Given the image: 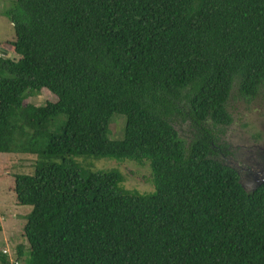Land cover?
I'll return each instance as SVG.
<instances>
[{
	"label": "trees",
	"instance_id": "1",
	"mask_svg": "<svg viewBox=\"0 0 264 264\" xmlns=\"http://www.w3.org/2000/svg\"><path fill=\"white\" fill-rule=\"evenodd\" d=\"M13 2L0 154L62 160L15 177L29 264H264V186L247 191L215 155L234 89L264 96V0ZM44 90L55 100L27 103ZM76 156L150 162L156 193L82 178Z\"/></svg>",
	"mask_w": 264,
	"mask_h": 264
},
{
	"label": "rangeland",
	"instance_id": "2",
	"mask_svg": "<svg viewBox=\"0 0 264 264\" xmlns=\"http://www.w3.org/2000/svg\"><path fill=\"white\" fill-rule=\"evenodd\" d=\"M14 0H0V52L7 42L15 40V30L11 19L6 12L13 5ZM2 54V53H1ZM4 55V54H3ZM11 59H19L17 55H8ZM55 97L44 90L39 95L30 97L27 103L44 105L48 101H54ZM264 96L248 101L234 89L228 110L233 118V124L228 127L222 136V144L240 146L235 153L240 154L243 145H249L258 134V126L264 125ZM126 118L115 115L110 126L109 139L113 141L124 138ZM182 134L185 135L184 131ZM238 155L234 159H238ZM72 165L86 178L91 173L115 172L122 180L118 187L125 191L137 192L141 195H153L156 189L151 182L150 162L143 165L130 160H116L112 158H97L92 156L73 157ZM40 163L62 164L61 159L44 158L24 154H0V251L9 250L11 264L17 258L19 264H29L30 250L23 238L24 226L27 216L31 213V206L17 204L15 195V177L17 175H33ZM25 248L22 259L18 256V246Z\"/></svg>",
	"mask_w": 264,
	"mask_h": 264
},
{
	"label": "flooded vegetation",
	"instance_id": "3",
	"mask_svg": "<svg viewBox=\"0 0 264 264\" xmlns=\"http://www.w3.org/2000/svg\"><path fill=\"white\" fill-rule=\"evenodd\" d=\"M256 99L259 98L257 97L251 102ZM258 128V134L249 145L242 146L239 155L235 153V150L240 146L233 147L227 143L224 146H219L215 153L218 159L223 160L238 172L240 182L249 192H254L264 186V125L261 124ZM237 155L238 159L235 160L234 156Z\"/></svg>",
	"mask_w": 264,
	"mask_h": 264
},
{
	"label": "built area",
	"instance_id": "4",
	"mask_svg": "<svg viewBox=\"0 0 264 264\" xmlns=\"http://www.w3.org/2000/svg\"><path fill=\"white\" fill-rule=\"evenodd\" d=\"M3 54L0 53V56H2ZM3 253L8 255L9 254V250H3ZM14 264H19V260L16 258L14 261H13Z\"/></svg>",
	"mask_w": 264,
	"mask_h": 264
},
{
	"label": "crops",
	"instance_id": "5",
	"mask_svg": "<svg viewBox=\"0 0 264 264\" xmlns=\"http://www.w3.org/2000/svg\"><path fill=\"white\" fill-rule=\"evenodd\" d=\"M4 250V249H3Z\"/></svg>",
	"mask_w": 264,
	"mask_h": 264
}]
</instances>
